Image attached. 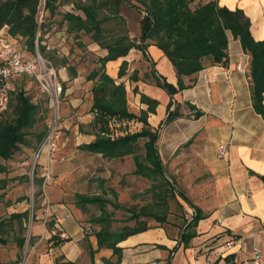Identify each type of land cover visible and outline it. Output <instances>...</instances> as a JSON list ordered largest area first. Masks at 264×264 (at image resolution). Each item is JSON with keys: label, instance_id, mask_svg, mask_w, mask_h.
<instances>
[{"label": "crops", "instance_id": "obj_1", "mask_svg": "<svg viewBox=\"0 0 264 264\" xmlns=\"http://www.w3.org/2000/svg\"><path fill=\"white\" fill-rule=\"evenodd\" d=\"M213 1L232 10L244 11L251 20L254 39L264 40V0H197L192 7ZM75 12L83 15L80 11ZM119 15L130 38L136 39L140 33V19L132 25L134 19L131 21L124 10ZM131 26L138 34L132 31ZM63 32L55 33L53 42L61 45L60 49L55 48L59 49L62 57L70 53L73 59L69 57L68 65L72 67L70 75L65 76L68 87L63 99L67 102L63 106L62 128H71L70 137L75 134L63 146L77 148L71 150L70 161L80 159L83 162L80 154L83 151L79 147L95 141L100 126L95 123V115L91 112L93 82L87 79L91 72L87 74L81 69L83 64L78 63L73 47H62L60 38ZM71 35L75 37V33ZM79 38L76 47L81 49V54L87 51L91 59L98 61L95 68L100 67L99 61L107 55V50L96 43L84 45ZM91 59L86 63L90 64ZM123 62L127 63L131 73H138V82H132L134 88L138 87L140 93L159 102L156 113L150 115L148 121L154 131H159L157 147L166 176H176L182 193L202 210L205 218L199 222L197 236L189 245L179 246L180 236L195 211L177 194L175 200L179 202L182 214L169 216L164 224L152 220L147 231L119 243L122 250L120 264H227L226 258L231 256V264H264V260L255 261L254 254L255 249H260L264 256V120L253 108L251 57L243 51L240 41L229 35L228 64L212 65L206 61L201 72L184 78L185 84L191 88L173 97L156 85L154 75L175 86L178 78L173 65L154 42L149 43L145 54L133 49L127 57L108 62V75L113 79L117 77ZM83 79L92 83L90 90H79L78 84ZM80 94L82 97L79 98ZM136 95L139 110H146L147 106L141 103V95ZM68 107H73L72 121L68 119ZM175 110L181 116L167 123L169 112ZM197 111L203 113L199 118L195 115ZM73 123L76 127H72ZM111 126L109 123V130L113 131ZM129 133L130 129L125 125L123 129L119 128L120 137ZM220 145H226L228 149L224 158L218 156ZM85 153L96 156L99 167L94 164L81 175L78 164H64L67 156L60 158L62 162L50 161L55 178L43 188L45 199L39 203L36 220L32 221L33 238L27 245L29 256L26 264H55L58 261L116 263L117 257L112 249L99 247L96 233L101 226L87 222L89 206L95 205H81L77 200L69 202V194H82V180H91L96 172H104L103 163H109L100 154ZM181 163L184 166H180ZM119 172L117 170L116 174ZM68 179L71 180L69 188L65 185ZM25 203H18L21 210H24ZM25 226L28 227L27 224ZM12 234L7 246L0 245V264H23L24 252L17 246V235ZM231 239H239L240 243L227 248L226 243Z\"/></svg>", "mask_w": 264, "mask_h": 264}, {"label": "trees", "instance_id": "obj_2", "mask_svg": "<svg viewBox=\"0 0 264 264\" xmlns=\"http://www.w3.org/2000/svg\"><path fill=\"white\" fill-rule=\"evenodd\" d=\"M58 1L6 0L0 3V32L4 30L11 36L26 57L34 58L36 56V42L38 41L39 52L44 58L53 61L57 66H66L67 69H70L72 67L68 65L70 53L68 56L62 57L63 55L58 52L59 46H61L60 42H47L52 37L50 27L46 25L47 17L50 11L51 16L56 14ZM65 1L73 3L75 10L82 12L83 15L77 14L75 11L64 15L63 22L68 28L64 30L60 38L63 43L62 47L68 46L67 40L72 37L71 34L75 33L74 38L78 39L79 34L84 33L90 36L93 43L107 50V55L99 61L100 68L91 72L87 77L88 81L94 82L91 89L93 94L91 112L95 115V123L100 126V131L95 141L81 145L79 149L91 154H100L108 161L120 160L124 162L126 157L133 156L136 165L133 174L153 183L149 191L152 193V203L137 211L127 209L131 214L129 220L135 221L136 225L125 227L121 231L111 230L112 216L106 207L108 204H113L116 209H124V207L111 203L109 199L101 195L79 194L76 195L77 203L92 204L100 209L101 215L92 219L94 224L101 226V230L96 233L99 247L112 249L117 257L115 264H120L122 250L118 244L130 236L149 229L147 221L142 218H149L161 224L167 223L171 214L169 200H175L178 194L195 211L191 222L184 228L179 239V246L187 247L191 240L197 236L196 228L205 215L183 193H175L176 191L170 187L165 165L157 147L159 131H154L148 121L150 115L156 113L159 102L140 93L136 87L134 93L141 95V103L146 105L147 109L141 110L139 114L131 112L128 106L126 86L116 84V81L108 75L106 64L127 57L133 49L140 50L145 54L149 43L154 42V45L169 59L178 78L175 86L154 75L156 85L173 97L177 93L191 88V85L185 84L184 78H191L201 72L206 61L212 65L226 66L228 64L229 35H232L240 41L243 51L251 57L253 108L264 120V40L256 41L254 39L251 32V20L244 11L220 6L215 1L199 5L196 8L192 6L197 0H133L135 4L126 0H90L84 4L73 0ZM128 2L138 12L144 14L140 22L141 34L136 39L130 38L125 26L124 32L120 31L119 33L115 28L105 27L106 21L111 18L116 21L117 26L124 25V21L119 15L120 6ZM43 3L47 15L44 23L39 25L38 17ZM106 8L110 10L108 12L110 17H102ZM56 46L59 49H56ZM126 75L127 63L123 62L118 78H123ZM129 80L138 82V73L134 71ZM31 84L32 79L28 77H17L13 80L9 107L0 116V175H8L10 164L16 161L18 153H23V147L33 146L30 141L31 137L36 143L35 152L45 138L47 127L40 132L36 130L41 122H45V113L49 110L47 105L42 107L40 101L28 94V86ZM190 108L194 109L193 106ZM195 115L196 118H199L203 113L197 111ZM180 116L176 110L169 112L166 122H172ZM112 119L135 121L142 126L135 133L114 138L110 135L111 131L109 130V123ZM141 139L146 140L144 156L136 154L137 144ZM51 175L54 177L53 173ZM44 178L43 174L40 176L36 172L34 173L33 185L38 189L34 197L44 195L42 190ZM22 180L30 182V178L27 177ZM262 180L264 181V177ZM2 186L5 187L6 182H3ZM112 193L115 198L118 197L117 192L112 191ZM26 200L25 197H21L18 202H26ZM35 202L34 199L33 213L30 209H25L22 212L11 214L9 221L0 222V245L7 246L11 242V232L17 235L15 237L17 246L22 251L31 244L33 236L31 234L27 238L28 229L25 224L28 225L31 219L33 222L36 220ZM232 259V256L227 257V264H231ZM55 264L75 263L58 261Z\"/></svg>", "mask_w": 264, "mask_h": 264}, {"label": "rangeland", "instance_id": "obj_3", "mask_svg": "<svg viewBox=\"0 0 264 264\" xmlns=\"http://www.w3.org/2000/svg\"><path fill=\"white\" fill-rule=\"evenodd\" d=\"M6 0H0V3L4 2ZM74 2H79L80 4H84L90 0H73ZM126 1H131L132 3L135 4V1L133 0H126ZM57 12L54 16H51V11H50V15L48 14V19H47V24L50 27V34H52L51 39L47 42L51 43L53 41V37H54V33H60L62 31H64V29L66 28L65 23L63 22L64 19V15L70 11H76L75 10V6L73 3L70 2H66L65 0H59L56 6ZM107 10H105L104 14L102 13V17L107 16L110 17L108 14V12L110 11L109 8H106ZM124 10L127 15H130L132 25L137 21V19H140V21L142 20V18L144 17V14L138 12V10L131 6L128 3H123L120 7V12ZM107 11V12H106ZM46 19V17L44 18V20ZM107 23L105 24V27L109 28V29H116L117 33H119L120 31L124 32L123 28L124 25L122 27H118L116 25V21L111 18V20H107ZM132 31L135 34L137 33V30L135 31L134 28L131 26ZM127 32L128 29L126 28ZM141 34V29H140V33L138 34V36H140ZM137 36V35H136ZM137 36V37H138ZM136 37V38H137ZM79 39H82V43H84V45H90L92 44V40L90 38V36L85 35L84 33L80 36ZM77 39H75L74 37H71L70 39L67 40V45L69 47H73L74 50V56H76L79 59V64L82 63L83 66L81 67V69H83V71L87 74H89V72H92L100 67L95 68L94 64H97L98 61H94L93 59H91L90 54L86 53V52H82L84 54H81L80 52V48L76 47L77 44ZM81 42V41H80ZM79 43V42H78ZM67 47V48H69ZM69 51V49H68ZM78 52V53H77ZM70 59H73V56L70 54ZM85 59V60H84ZM91 59L90 64L86 63L88 60ZM74 63H76L78 65V63L76 62V60H73ZM53 62V61H52ZM54 63V62H53ZM57 66V65H56ZM84 67V68H83ZM70 75L69 69L67 72L68 76ZM132 73L129 71L128 66H127V75L123 78H118L115 77L114 80L116 81V84H124L126 86V90H127V96H128V106L131 112L139 114L140 110H139V105H138V100H137V95L134 93V85L132 84V82H128L129 78L131 77ZM150 77V76H148ZM66 78V77H65ZM147 80V79H146ZM94 83V82H93ZM67 83L64 84V87L67 88L68 84ZM66 85V86H65ZM94 85V84H93ZM90 86H92V83L87 82V80L83 79L81 82H79L78 84V88L81 91H85L86 89H89ZM90 90V89H89ZM28 94L32 95L34 97V99L40 101V103L42 104V107H45L46 105V99L43 95L40 94V92L38 91L37 87L35 86L34 82L32 81L31 86H28ZM86 94V93H85ZM93 95V94H92ZM82 97V94H80L79 98ZM85 99V98H83ZM67 101L63 100L62 105H61V120H60V124H59V136L60 138H58V144H59V148L58 151L53 155L51 161L57 160L58 162L61 161L60 158L62 157H68V158H64V164L66 166H69L70 163L72 165H79L78 169V173L80 172V175L82 173H87L89 171V168H92V166L94 164L97 165L96 160V156H91L90 154H86L84 151L82 153H80L82 156V160L83 162L79 159V160H71L70 161V153L72 152L71 150H75L77 148H75L74 146L70 147V149H67L66 146H63V143L68 140V139H72L75 134L72 133V137H70L71 135V128L70 130H67L65 128H62L63 126V106L64 103H66ZM69 115L68 119H73V115L74 113L73 111V107L71 108H66ZM46 118H45V122H41L38 127L37 130L38 132L43 131L46 129L48 123L50 122V117H51V113L46 111ZM72 121V120H70ZM76 127V124L73 123L72 127ZM142 125H140L137 127L136 124L131 125V126H127L128 129H130V133L133 132H137L140 130ZM61 129V130H60ZM123 129V128H120ZM137 130V131H136ZM76 131V130H75ZM118 134L119 129H117L116 131H114ZM120 137L119 134L117 136V138ZM30 141L32 143L33 146L30 147H23V153H18L16 161H14L12 164H10V171L8 173V175H0V222L1 221H9V218L11 216V214L13 213H18L21 211H24L26 208L30 209L31 213H33V207H34V199H35V208L38 209V205L41 201H43L45 199V196L42 194L41 196L38 195L37 197L34 195H36V193L38 192V189L34 187L33 185V179H34V173L36 172L38 175H42L45 177V171H44V166L46 165L45 162L43 161V163L41 162V164H37L36 167L34 168V164H35V154H36V149L34 146H36L35 140L34 138H30ZM146 143L145 139H141L138 144H137V150H136V154L137 155H141L144 156L145 154V149H144V144ZM90 155V156H89ZM19 157V158H18ZM62 162V161H61ZM184 163H181L180 166H184ZM99 166L97 165V168ZM103 167L105 169L104 172H96L94 174V178H91V180H82V184L81 189H83L82 194H86V195H90V196H96V195H101L102 197H105L107 199H109L111 201V203H116L118 205H120L123 208L120 209H116L113 204H108L106 209L108 211V213L111 214L112 216V223H111V230L112 231H121L122 229H124L125 227H134L136 225L135 221H131L129 220L131 214L127 211V209L132 210V211H137L139 210L141 207L147 205L149 202L152 201V193L149 192L151 187H152V181L140 177V176H133V171L136 169V165L133 159V156H128L126 157V159L124 160V162L121 161H109L108 164H106V162L103 163ZM50 172L52 174V169H51V163L49 166ZM119 170L120 172L118 174H116V171ZM92 173V172H91ZM126 173V174H125ZM86 175V174H85ZM171 175V174H170ZM168 175L167 178L170 181V187L173 188L174 191H176L175 193H182V187L179 184L178 180L176 179V176H170ZM76 176H77V171H76ZM90 176V174H89ZM24 177L30 178V182H27L24 179ZM17 178V179H16ZM55 177H50V179L47 181L44 178V182H43V188H45L46 185H48L50 182H53V179ZM95 180V181H94ZM106 181L105 183H103L102 181ZM3 182H6V186L3 187ZM68 188L71 186V180L68 179L66 180V184H65ZM43 190V189H42ZM44 191V190H43ZM112 191H115L118 193V197L115 198L113 196ZM76 194L71 193L69 194L68 198H69V202H75ZM21 197H25L26 203H25V207L24 210L20 209V206H18V199ZM169 204L172 205L170 206V211L171 214L170 216L173 217V215L179 216L182 214V210H181V206L179 204L178 201L176 200H169ZM90 210H89V214L87 216V222L90 223L92 222V219L99 217L101 215V211L97 206H89ZM183 214H186L185 212ZM32 216V214H31ZM32 218V217H31ZM142 220L147 221V223H149L150 221H152V219L149 218H142ZM93 223V222H92ZM31 225H32V219L30 220L28 227H27V232H26V236L30 237L31 236ZM9 235V234H8ZM12 232L10 234V238L12 237ZM23 254L26 257V260L28 259L29 256V246H26L23 250Z\"/></svg>", "mask_w": 264, "mask_h": 264}, {"label": "built area", "instance_id": "obj_4", "mask_svg": "<svg viewBox=\"0 0 264 264\" xmlns=\"http://www.w3.org/2000/svg\"><path fill=\"white\" fill-rule=\"evenodd\" d=\"M47 15L45 12L44 3L41 6L38 23L42 25L44 18ZM68 69L66 66H56L51 60L44 58L39 52L38 41L36 42V56L28 58L21 51L16 41L6 34L4 30L0 32V116H2L9 107L11 92L13 88V80L17 77H28L32 79L35 86L41 95L46 99V105L51 113L50 122L47 125L46 135L40 144L35 154V164L43 163L45 166V179L48 181L51 177L49 169L50 161L53 155L58 151V135L59 124L61 120V105L66 94L64 87L65 76ZM110 123L113 125L111 136L117 138L116 131L123 128L124 125L136 124L135 121H118L112 119ZM116 129V130H115ZM228 152L226 145H220L218 149V156L220 158L226 157ZM240 243L239 239H231L226 243L227 248L233 247L235 244ZM255 261L261 262L264 256L260 249H255ZM26 256V255H25ZM24 256L23 264H26V257Z\"/></svg>", "mask_w": 264, "mask_h": 264}]
</instances>
